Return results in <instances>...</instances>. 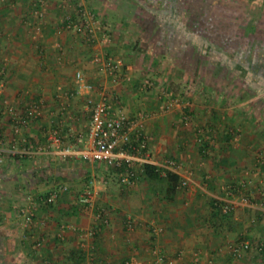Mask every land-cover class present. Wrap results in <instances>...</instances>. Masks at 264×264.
<instances>
[{"label":"crops","instance_id":"crops-1","mask_svg":"<svg viewBox=\"0 0 264 264\" xmlns=\"http://www.w3.org/2000/svg\"><path fill=\"white\" fill-rule=\"evenodd\" d=\"M38 1L0 0V61L6 68L0 96V140L6 149L0 155V264H152L157 248L166 255L165 264H198L197 256L199 264L210 258L215 264H264V247H258L264 242V88L244 87L255 90L247 98L227 86L190 92L187 108L166 109L164 90L181 83L175 63L182 58L207 59L222 68L233 62L226 54L216 58L208 43L193 39L192 24L177 22L175 1L155 7L146 0H74L101 19L92 42L65 29L74 8L48 0L40 18ZM179 28L180 53L175 51ZM196 47L201 53L193 56ZM95 56L121 58L119 75L94 62ZM77 71L94 85L96 99L98 90H105L130 116L145 114L152 163L180 162L179 179L160 171L156 179L146 175L124 187L106 164L63 158L51 146L34 155L9 152L13 142L20 150L45 144L52 128L66 144L86 130L90 113L87 95L77 93ZM189 73L185 83L194 81ZM34 103L41 108L26 119ZM59 184L69 189L46 203ZM87 187L94 194L88 206L79 202ZM226 203L233 207L228 213L221 208ZM24 207L34 213L28 224ZM102 207L110 224L92 237L88 232L100 223ZM128 217L136 222L132 231L126 228ZM245 241L250 248L240 247Z\"/></svg>","mask_w":264,"mask_h":264},{"label":"built area","instance_id":"built-area-1","mask_svg":"<svg viewBox=\"0 0 264 264\" xmlns=\"http://www.w3.org/2000/svg\"><path fill=\"white\" fill-rule=\"evenodd\" d=\"M47 4L45 0L38 1V8L35 14L42 18L45 15ZM65 29L82 34L91 42L95 40L96 33L102 28V23L99 15L87 9L84 6H78L75 9L74 15H67L64 21ZM110 37V36H109ZM110 39V38H109ZM94 62H102L107 71L112 75H119L124 63L121 58L112 56L102 59L100 56H95ZM78 80V94H86V106L90 113L89 121L85 131L78 133L71 143H64L63 136L58 128H52L47 131V142L40 146L32 144L24 148L18 149L13 142L9 148V152L13 155L22 153L34 155L44 152L51 146L56 153L63 158L76 157L83 158L87 161L104 163L108 167L114 169L117 173L119 183L124 187L136 186L143 176H146V165L152 163V155L149 146V137L143 131V119L145 114H137L130 116L119 104L117 97L105 90H98L100 98L92 94L95 91L94 85L87 81L82 71L76 72ZM146 85H152L150 80H147ZM6 87V68L3 62L0 61V96L3 94ZM164 93L168 96L165 104L166 109H172L175 105L182 108H187L189 102L182 103L175 95L172 89H165ZM41 108L40 104L34 103L30 109L25 111L26 119H31L36 116V112ZM10 113L14 114V110L10 109ZM21 118V122L28 121ZM205 137L200 138L201 141L208 140ZM6 151L5 141L0 140V155ZM156 165V164H154ZM157 166V165H156ZM161 173L167 174L169 171L179 174L181 169L180 162L170 159L163 165L158 166ZM187 177L181 178V184L186 185ZM69 189L67 184H59L54 186L52 191L46 196L45 202L53 204L57 201L63 192ZM232 189V188H231ZM93 191L87 187L79 198V202L83 205H91L93 203ZM224 213L232 211L231 204L226 203L222 207ZM23 214L26 217V223L33 221L34 213L29 207L23 208ZM107 208L102 207L98 212L100 223L91 229L88 234L95 236L102 230L103 226L110 224V216ZM136 222L134 218L128 217L126 228L129 231L135 229ZM241 248L248 249L251 247L250 242L245 241L241 244ZM259 248L264 247V242H261ZM237 250V249H235ZM156 259L152 264H165L166 255L157 248ZM196 263L199 264V256L196 258ZM213 258L208 260L207 264H215ZM127 264H136L135 261H128Z\"/></svg>","mask_w":264,"mask_h":264},{"label":"rangeland","instance_id":"rangeland-1","mask_svg":"<svg viewBox=\"0 0 264 264\" xmlns=\"http://www.w3.org/2000/svg\"><path fill=\"white\" fill-rule=\"evenodd\" d=\"M158 1L163 3V0H146V4L150 3L156 7ZM174 1V6L180 12V21H176L192 24L193 39L208 43L209 51H213L216 58H222L226 54L225 56L229 58L227 61H233L227 63L226 68H222L221 64L217 65L216 62L210 63L207 59H204L206 60L204 62L191 63L182 58L175 63V67H178L176 76L182 81L173 83V91L182 103L189 102L190 105V97L186 96L190 92L210 93L227 86L238 92L236 94L240 97L247 98L252 96L255 90L264 88V78H261V70L264 68V0ZM60 2L68 10L71 8L75 10L78 6L89 9L85 4L74 0ZM45 3L48 6V0H45ZM183 38L184 32L179 28L175 39L176 52L180 53L184 48ZM191 53L195 56L196 53H201V50L196 47ZM190 70L194 81L185 83V74L191 77ZM251 72L255 74L256 79L254 76L252 78ZM244 87H253L255 90L252 88V92L245 91Z\"/></svg>","mask_w":264,"mask_h":264},{"label":"trees","instance_id":"trees-1","mask_svg":"<svg viewBox=\"0 0 264 264\" xmlns=\"http://www.w3.org/2000/svg\"><path fill=\"white\" fill-rule=\"evenodd\" d=\"M261 78H264V68L261 70ZM146 175L152 179L158 178L160 175L159 167L154 164H147L146 165ZM167 176L170 177L171 179H179L178 174H174L170 171L167 173Z\"/></svg>","mask_w":264,"mask_h":264}]
</instances>
